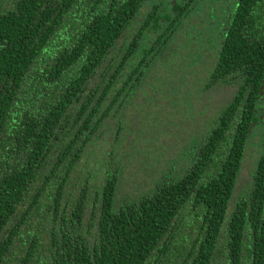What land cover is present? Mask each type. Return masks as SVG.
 <instances>
[{
	"label": "trees",
	"instance_id": "trees-1",
	"mask_svg": "<svg viewBox=\"0 0 264 264\" xmlns=\"http://www.w3.org/2000/svg\"><path fill=\"white\" fill-rule=\"evenodd\" d=\"M190 1L0 0V264H264V0H240L210 81L186 72ZM191 105L156 179L118 196L140 116Z\"/></svg>",
	"mask_w": 264,
	"mask_h": 264
},
{
	"label": "rangeland",
	"instance_id": "rangeland-1",
	"mask_svg": "<svg viewBox=\"0 0 264 264\" xmlns=\"http://www.w3.org/2000/svg\"><path fill=\"white\" fill-rule=\"evenodd\" d=\"M179 101V100H178ZM177 105V102H176ZM195 107L193 105L187 106L185 108H178V109H172L168 110L169 112L164 115V117H161V121L163 122L161 125L159 124H152L150 126V122H156L158 120H153L151 121V117H153L151 114H143V116H140L141 122H145V124L142 125V131L139 134V142L142 143L143 145V156L146 158L145 162L140 160L141 163V168L142 172L140 174H135L133 171V174L130 175L129 173H126L124 175V186H122L121 191L119 192L118 196H126L128 193L135 192V191H145L148 185H150L155 179H156V170L159 168V162L168 159L169 157H173L171 153V146H175V133L179 128L178 123L180 121H183V112L189 117H192V121L196 122L197 117L194 113L192 108ZM213 109V108H212ZM167 112V111H166ZM145 116V117H144ZM164 118V119H163ZM187 118L184 120L185 123ZM147 123V124H146ZM166 133L163 134L162 126H167ZM262 128L256 129L253 133L252 136L250 137L248 141V146L245 152V156L242 162V166L239 172V177L236 182V188L233 194V199L236 201L239 197H241L247 187L249 186V182L252 178V174L254 171L255 163L257 158L259 157L260 153L262 152L261 149V144H262V139H261V133H262ZM148 137H147V133ZM141 137V138H140ZM137 140V141H138ZM136 141V142H137ZM164 143H167L168 145L163 146ZM140 146V145H139ZM129 152L134 151L133 148H125ZM169 149V152L168 150ZM92 157H96L97 154L92 152L91 153ZM141 158L140 155H136V153H131L129 156V160L131 159L134 161L132 165H128V169H132L133 166L136 165V162L138 159ZM131 163V162H129ZM143 164V165H142ZM144 164H145V169H144ZM102 178V177H98Z\"/></svg>",
	"mask_w": 264,
	"mask_h": 264
},
{
	"label": "flooded vegetation",
	"instance_id": "flooded-vegetation-1",
	"mask_svg": "<svg viewBox=\"0 0 264 264\" xmlns=\"http://www.w3.org/2000/svg\"><path fill=\"white\" fill-rule=\"evenodd\" d=\"M161 0H155V4H158ZM165 1V0H164ZM186 0H166V2H171L172 4H177ZM189 1V0H188ZM240 0H191L188 4L187 11H183V15L186 16L185 21L180 22L178 20L175 26L179 28L181 26H186L189 29V33L193 30H197L202 35L195 44L199 46L202 52L198 55V59L194 58L192 55L191 63L189 65L188 71L191 79H197V77L203 78V81H210L211 72L215 68L219 57V49L223 45L224 35H226L231 26L232 20L238 11ZM169 9V6L167 5ZM177 12H174L172 16L175 18ZM204 42V43H203ZM204 45V47H203ZM207 50V55L203 56V50ZM178 58H182L178 56ZM176 59V58H175ZM162 63H164L162 61ZM180 64V60L176 61L175 64ZM163 65V64H162ZM183 67H181L182 69ZM178 72L181 69L177 66ZM230 78L233 76L229 75ZM256 113L261 119L260 124H264V76L262 79V84L258 91V107Z\"/></svg>",
	"mask_w": 264,
	"mask_h": 264
}]
</instances>
